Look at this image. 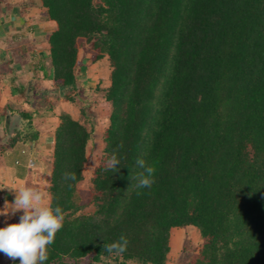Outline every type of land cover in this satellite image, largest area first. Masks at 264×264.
I'll list each match as a JSON object with an SVG mask.
<instances>
[{"label": "trees", "instance_id": "obj_1", "mask_svg": "<svg viewBox=\"0 0 264 264\" xmlns=\"http://www.w3.org/2000/svg\"><path fill=\"white\" fill-rule=\"evenodd\" d=\"M39 3L43 24L53 25L46 79L75 103L85 49L91 64L107 62L110 105L86 192L78 185L92 130L58 116L45 191L64 221L44 264H167L170 233L185 227L203 240L189 264H264V0ZM20 117L8 145L32 148L33 114ZM113 153L116 173L105 169ZM138 159L156 169L150 189L129 187ZM121 235L123 254L103 251Z\"/></svg>", "mask_w": 264, "mask_h": 264}, {"label": "rangeland", "instance_id": "obj_2", "mask_svg": "<svg viewBox=\"0 0 264 264\" xmlns=\"http://www.w3.org/2000/svg\"><path fill=\"white\" fill-rule=\"evenodd\" d=\"M26 2L29 6L25 7L28 12L26 20L25 17L19 15L23 11L20 7L22 3ZM0 30L2 32L3 26H8L9 20L6 19L8 15L15 16L10 23L17 24L13 30L14 34L8 37L10 39L9 45L0 42V49L2 56L6 58H17L20 56L26 57L27 60L34 57L33 60L39 61L38 65L43 66L45 71H49V60L46 49H44V35L41 30L37 28L39 20L36 19L35 13L40 3L39 0H3L0 3ZM7 12L5 16L3 13ZM2 13V14H1ZM7 15V16H6ZM34 31L30 33L27 29L28 25ZM21 27L25 30L21 31ZM7 28V27H6ZM20 33H16V31ZM3 33V32H2ZM1 33V34H2ZM4 35V33L2 34ZM28 49L26 56L23 53V48ZM85 49L79 51V58L81 59V67L78 71L79 79L77 81V92H73L75 103L64 102L63 97L65 93L62 90L60 96L59 88L51 85L46 79V75L42 71L41 76L36 81H33L31 87L33 105L41 110V116L34 120L35 130L40 131L46 135L52 132L54 124L58 122V116L62 113H68L77 117L81 121H86L87 127L92 130L91 139L87 146V161L84 168V180L78 185V188L86 192L90 188V178L94 168L99 164L100 157L103 149L102 135L104 129L108 126V118L110 113V105L105 103L102 99V89L106 88L109 84L108 74L109 67L107 62L103 59L97 63H90V53L85 52ZM51 103V109L48 106ZM84 107L86 112L84 115L80 113V109ZM43 156L50 158L44 153ZM48 182V180H47ZM47 184V183H46ZM43 187L47 188L42 179ZM46 193V191H44ZM47 197V196H46ZM48 199V198H47ZM203 240L201 239L198 231L193 227L175 228L170 233V252L167 258V264H189L199 252ZM13 260L8 258L3 252H0V264H11Z\"/></svg>", "mask_w": 264, "mask_h": 264}, {"label": "crops", "instance_id": "obj_3", "mask_svg": "<svg viewBox=\"0 0 264 264\" xmlns=\"http://www.w3.org/2000/svg\"><path fill=\"white\" fill-rule=\"evenodd\" d=\"M2 2V1H1ZM0 2V3H1ZM23 4V3H22ZM1 5V4H0ZM29 6V4H27ZM25 6V7H27ZM22 7V6H20ZM23 8L25 13L20 12L19 15L23 16L28 20V12L26 8ZM2 14V13H1ZM8 14L3 13L2 16ZM39 7L36 9L35 17L39 20L37 28L42 31L44 35V49H46L45 38L53 29L52 24H43L40 18ZM7 16V15H6ZM15 16L12 14L8 15L6 19L9 20L8 26H3L2 32L0 30V42L2 44L9 45L8 37L14 34V27L17 26L16 22L14 24L10 23ZM26 24L23 21L22 24ZM29 24L27 29H30V33H33ZM7 27V28H6ZM21 31L25 30V27H21ZM2 33V34H1ZM20 33V31H16ZM28 49L23 48V53L26 56ZM0 49V187H15L19 188L22 186H29L37 188L38 190L45 191V187L42 185V179L45 185H48V177L50 171L49 158L47 159L44 155L46 153L51 154L53 147V131L56 126L57 121L54 124L52 132L44 135L40 129H36L39 136L34 146L31 148L27 143L16 142L12 147H9L10 139L22 129L23 121L20 117L22 112L33 114L32 122L34 126V120L41 116V109L33 105L31 91L33 88L31 84L33 81L39 79V74L44 72V75L48 73L45 71L43 66H39V61L33 60L31 57L27 60H23L26 57L22 56V59L17 58H6L3 57ZM47 80V79H45ZM50 82L51 85L52 82ZM66 114H68L66 112ZM10 116L9 131L7 134L5 127V119ZM71 116V115H70ZM73 119L77 120V117L71 116ZM1 147H4L1 150ZM47 183V184H46ZM5 200L12 202L14 200V193H11L9 189L5 188L0 190V210L4 209ZM23 214L22 211L17 212L12 215L11 212L8 215H0V228L6 227L9 224H13L19 220L20 216Z\"/></svg>", "mask_w": 264, "mask_h": 264}, {"label": "clouds", "instance_id": "obj_4", "mask_svg": "<svg viewBox=\"0 0 264 264\" xmlns=\"http://www.w3.org/2000/svg\"><path fill=\"white\" fill-rule=\"evenodd\" d=\"M123 147V143L117 146ZM117 165L120 160L113 153L105 161V169L118 172ZM136 165L142 171L131 176L132 183L129 187L137 190L151 188L155 183L154 174L156 169L148 165L144 159H138ZM63 179L67 181H76V174L66 172ZM71 187V184H69ZM14 193V200L8 202L5 200L4 209L0 210V215H8L11 212L15 215L22 211L19 223L9 224L0 228V252H3L8 258L15 261L19 259V264H44L48 259L47 248L54 243L57 232L63 227L64 213L60 206L54 209L44 191L34 187L22 186L0 187ZM141 195V191L136 192ZM128 240L121 235L119 240L110 244L105 243L103 251L109 254L121 255L127 250Z\"/></svg>", "mask_w": 264, "mask_h": 264}, {"label": "water", "instance_id": "obj_5", "mask_svg": "<svg viewBox=\"0 0 264 264\" xmlns=\"http://www.w3.org/2000/svg\"><path fill=\"white\" fill-rule=\"evenodd\" d=\"M64 89V87H60L59 88V92H60V96H62V90ZM10 116H7L6 119H5V127H6V130H7V134L9 135L10 134V131L8 130L9 129V123H10Z\"/></svg>", "mask_w": 264, "mask_h": 264}]
</instances>
